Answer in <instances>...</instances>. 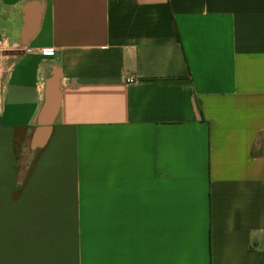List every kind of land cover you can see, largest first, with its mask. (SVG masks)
Wrapping results in <instances>:
<instances>
[{
  "label": "crops",
  "instance_id": "1",
  "mask_svg": "<svg viewBox=\"0 0 264 264\" xmlns=\"http://www.w3.org/2000/svg\"><path fill=\"white\" fill-rule=\"evenodd\" d=\"M0 264H264V0H0Z\"/></svg>",
  "mask_w": 264,
  "mask_h": 264
},
{
  "label": "water",
  "instance_id": "2",
  "mask_svg": "<svg viewBox=\"0 0 264 264\" xmlns=\"http://www.w3.org/2000/svg\"><path fill=\"white\" fill-rule=\"evenodd\" d=\"M53 108H54V101L52 98H49L46 108H45V114L47 115H52L53 113ZM46 116V115H45Z\"/></svg>",
  "mask_w": 264,
  "mask_h": 264
},
{
  "label": "built area",
  "instance_id": "3",
  "mask_svg": "<svg viewBox=\"0 0 264 264\" xmlns=\"http://www.w3.org/2000/svg\"><path fill=\"white\" fill-rule=\"evenodd\" d=\"M46 53H51V52H46Z\"/></svg>",
  "mask_w": 264,
  "mask_h": 264
}]
</instances>
